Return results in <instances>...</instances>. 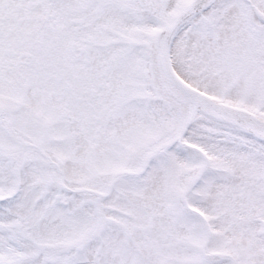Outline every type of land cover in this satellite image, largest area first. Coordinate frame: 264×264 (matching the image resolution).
<instances>
[{
	"label": "snow or ice",
	"instance_id": "snow-or-ice-1",
	"mask_svg": "<svg viewBox=\"0 0 264 264\" xmlns=\"http://www.w3.org/2000/svg\"><path fill=\"white\" fill-rule=\"evenodd\" d=\"M0 264H264V0H0Z\"/></svg>",
	"mask_w": 264,
	"mask_h": 264
}]
</instances>
